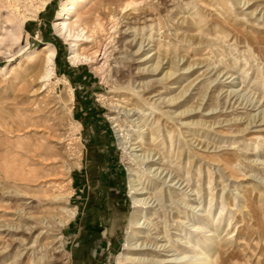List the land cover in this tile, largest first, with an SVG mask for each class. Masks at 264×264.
Here are the masks:
<instances>
[{"label":"rangeland","instance_id":"rangeland-1","mask_svg":"<svg viewBox=\"0 0 264 264\" xmlns=\"http://www.w3.org/2000/svg\"><path fill=\"white\" fill-rule=\"evenodd\" d=\"M39 1L0 0V15L19 24ZM63 1L22 25L21 44L0 45V68H12L0 75V252L24 241L0 264H118L134 156L158 169L161 198L141 235L160 233L159 258L180 260L173 241L188 228L202 242L196 229L205 225L193 259L204 247L212 264H264V0H126L129 25L112 0L115 23L90 15L101 24L81 47L90 62L71 61L53 29ZM47 44L56 57L44 84L26 56ZM22 173L36 182L17 179ZM69 192L73 218L51 199ZM16 225L33 233L12 234Z\"/></svg>","mask_w":264,"mask_h":264},{"label":"bare ground","instance_id":"bare-ground-1","mask_svg":"<svg viewBox=\"0 0 264 264\" xmlns=\"http://www.w3.org/2000/svg\"><path fill=\"white\" fill-rule=\"evenodd\" d=\"M50 1L51 0H40L39 6L33 8L30 14L23 16L21 20L19 21V24L14 23L13 20L9 18V14L4 17L0 15V45L3 44L4 42L10 43L11 46H16V45L21 44V39L23 36L22 25L26 21L36 18L37 14H39L42 10H44L45 7L50 3ZM119 1L122 2V5L119 8L118 16H121V19L127 22V23L125 22L126 25H129L131 24L130 22L131 20H136V18H134L135 15H133L132 17L131 14H128L129 8L131 5L130 4L124 5L126 0H119ZM91 2L92 0H64L61 4V8L57 14L56 19L53 22V29L56 35L60 37L65 43H67L70 47V60L71 61L83 60L86 62H90L92 60V58L89 56H86L87 54L85 55L81 49L83 43L84 44L87 42L92 43L93 40H95L94 30L100 27L101 25L97 19H94L95 17H90L91 14L92 15L93 13L100 14V16L107 17L109 18V20L113 21L114 23L117 21V18L114 17L112 0H96V3L93 4V6L91 5V8L86 9V7L89 4H91ZM111 7L112 9H110ZM135 11H139V10H135ZM4 24H7L8 27H4L3 26ZM116 27L117 25H113V28H116ZM24 54H25L24 49H22L20 51V54H18V56H16L15 58L9 59L8 63L14 62V60L23 56ZM55 57H56V50L50 44L44 45L40 49L34 50L33 52L27 54L26 60H28V62L30 63V67H33V68L34 67L36 68V66L41 67V71L37 77V80L40 83L45 84V82H49L51 81V79L54 78ZM11 70L12 68L10 67V65L1 67L0 75L5 76ZM156 71H157V68H155L152 72H156ZM173 75H174L173 70L172 69L168 70V72H166L164 76V79L166 80V82L168 81L170 82L172 80V79L170 80V78H172ZM58 81H61L66 85L67 91L71 97L70 99H72L73 91L70 85L68 84V82L64 78H61V79L58 78ZM153 138L154 137H151L149 139V143L154 141L155 138L154 139ZM122 143L120 144L122 145ZM133 158H134L132 161L133 163H129V166L127 167L128 177H129V182H128L129 192L128 193L131 199V206H132L133 211L126 225V235L124 238L122 250L116 257L117 263L118 264H212V260L206 257V251L205 249H203L204 247L200 248V253L198 256H196L195 259L192 258V255H195L196 245L200 243L201 244L204 243L207 238L206 235H209L210 233V231L207 230L205 225L204 227H198L196 229L197 235L202 236L204 241L201 242L197 238L196 239L194 238V240L190 238L189 233L186 232L190 230L188 228L185 229L181 237L173 241L174 245L172 246V248L175 249L176 251L178 250L181 251L180 255L182 256V258L180 260H173V259L165 260V259L159 258L161 256H164L163 253L165 252V249H166V248L164 249V247L162 249V246H159L158 243L154 242L156 240L158 241L161 239L160 233L155 232L154 235H156L157 237H153V238H151L150 235H148L147 237H143L141 235L147 231V229H144L142 226L145 224L146 220L150 221V219L149 218L147 219L146 217V215H148L146 214V211L150 209L153 206V204H155L156 201H159V198H161V194L160 192L157 193L159 189L157 190L155 187V183L158 182V178L155 177L157 174L155 175L153 174L155 172H158V169H154V166L151 164L152 161L147 160L143 162V160L138 159L140 157H137V156L136 157L134 156ZM225 165L226 167H229L228 164H225ZM137 166L138 167L145 166L146 167L145 170H147L149 176H146L145 179H143V175L139 173L140 170L138 169ZM16 177L19 180H24L28 182H36V180L32 178H26L23 173L19 174ZM145 180H147V182ZM162 185H165L163 181H162ZM20 193L21 192L16 194L15 197L16 198L23 197L24 193L22 195H20ZM70 198H71L70 192L67 193L65 197L60 193L53 194L51 197L52 202H54L56 205L58 206L64 205L68 207V208H64V207L60 208V212L62 216L65 215L68 218H73L76 214V209L74 207L69 208ZM24 205H28V203ZM26 210L28 211L29 208L26 207L23 209H19L17 213H13V215L17 216L16 218L17 220H20L23 222L26 218L25 216L27 215ZM30 217L31 216L28 215L26 220H29ZM62 222H63L62 226H65L66 224H65L64 219L62 220ZM41 223H43V220L41 221ZM16 226L14 228L18 230L12 232V234L28 235L30 233H33L32 232L33 228L24 229L23 227H20V226L16 227ZM153 230H156V229H153ZM141 238H146L149 241L144 240L143 242L139 244V239ZM23 242L24 241H19V242H17L16 240L11 241L7 247V248H10L9 251L3 250L2 253L0 252V254H4V255L10 254L16 245L18 244L23 245L24 244ZM51 244H53L54 246L56 244H60V239H53ZM57 247L63 248L61 244L58 245ZM57 247L49 251L54 252L56 251ZM62 251H64V248ZM17 256H19V254H17L15 257ZM165 257H170V255L168 256L165 255ZM14 260L15 258L7 259L5 262L6 264H14L13 263Z\"/></svg>","mask_w":264,"mask_h":264}]
</instances>
